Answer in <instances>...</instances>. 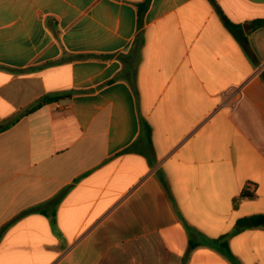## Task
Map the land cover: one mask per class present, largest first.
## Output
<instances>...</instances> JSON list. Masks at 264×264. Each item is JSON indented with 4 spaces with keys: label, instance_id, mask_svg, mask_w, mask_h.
Instances as JSON below:
<instances>
[{
    "label": "crops",
    "instance_id": "1",
    "mask_svg": "<svg viewBox=\"0 0 264 264\" xmlns=\"http://www.w3.org/2000/svg\"><path fill=\"white\" fill-rule=\"evenodd\" d=\"M147 1L0 0V264H264V0Z\"/></svg>",
    "mask_w": 264,
    "mask_h": 264
},
{
    "label": "trees",
    "instance_id": "2",
    "mask_svg": "<svg viewBox=\"0 0 264 264\" xmlns=\"http://www.w3.org/2000/svg\"><path fill=\"white\" fill-rule=\"evenodd\" d=\"M149 3H150V0H148L145 4H142L140 6L141 12L147 10ZM228 25L234 33L240 29L239 26L234 25L230 22H228ZM254 27L255 28L264 27V19H261V20H258L257 22H255ZM245 42H246V40H245ZM62 98L63 97L59 96V95H46V96L42 97L40 100H38L37 103L34 104L31 108H29L27 110V113L33 112V111L43 107L46 104L59 101ZM141 121H142V126H143V130L145 132L146 138H147V140L151 141L152 128L149 124H147V122L145 120L142 119ZM250 197H252V194L248 193L247 191H244L238 200H242V199L250 198ZM26 213H28V212L23 213L21 216L25 215ZM21 216H19V217H21ZM55 216H56V211H54V213L52 214L53 223H55ZM16 220L17 219L11 221L10 223L5 225L0 230V238L3 235V233L9 228V226H11ZM258 228H264V215L258 214V215H251V216L243 217L236 222V225H235V228L233 231H231L230 233H228L225 236H222L220 239L216 240V243H218L226 251V253H229L228 239L230 237L240 233L241 231H245V230H249V229H258ZM197 245L198 244H196V243H193V242L191 243V247H196Z\"/></svg>",
    "mask_w": 264,
    "mask_h": 264
}]
</instances>
